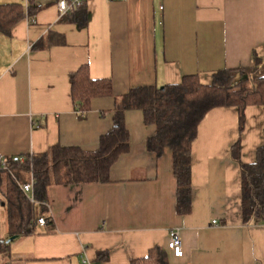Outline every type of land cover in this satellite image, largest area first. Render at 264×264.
<instances>
[{
  "label": "crops",
  "instance_id": "obj_1",
  "mask_svg": "<svg viewBox=\"0 0 264 264\" xmlns=\"http://www.w3.org/2000/svg\"><path fill=\"white\" fill-rule=\"evenodd\" d=\"M34 3L31 13L25 0H0L23 13L10 32L0 30V167L54 145L98 148L118 99L134 88L178 84L189 74L210 84L220 69L264 60V0H87L84 22L65 20L72 12L62 14L58 0ZM83 65L106 90L86 113L72 97V74ZM126 123L131 149L110 180L50 185L41 203L48 223L9 242L2 264H130L154 246L166 249L175 228L184 256L170 252V264H264V222L243 221L241 164L233 156L240 139L241 162L257 161L264 106L246 108L241 133L238 107L206 115L193 144L186 215L176 209L171 152L148 151L155 126L141 110L128 111ZM102 251L109 255L100 260Z\"/></svg>",
  "mask_w": 264,
  "mask_h": 264
},
{
  "label": "trees",
  "instance_id": "obj_2",
  "mask_svg": "<svg viewBox=\"0 0 264 264\" xmlns=\"http://www.w3.org/2000/svg\"><path fill=\"white\" fill-rule=\"evenodd\" d=\"M35 0H31L29 11L33 13ZM84 4L65 20L84 22ZM83 8V9H82ZM81 10L76 14V10ZM20 5H0V30L10 32L12 26L22 18ZM42 45L41 42L36 45ZM106 92L95 87L88 65H83L72 74V97L79 110L86 113L91 99ZM250 105L264 106V60L255 58L252 67L224 68L215 72L210 84L202 83L197 74L185 75L178 84L144 86L132 89L119 98L116 104L112 128L100 138L98 148L87 150L79 146L54 145L42 154H29L21 158L6 159L7 187L4 203L7 210V227L10 237L32 233L37 220L46 215L41 206L52 184H82L107 182L110 172L119 158L131 149L130 131L126 113L141 110L147 125L155 126V133L147 140L148 151L162 156L170 151L173 157V172L176 178V209L182 215L192 210V149L198 129L206 115L213 109L236 106L239 110V130L243 131L246 108ZM233 156L241 164L242 217L244 223L264 222V143L257 151V161L241 162L240 139L233 146ZM34 177L32 203L21 185ZM51 224V221L50 223ZM53 226L50 227V230ZM10 243L0 237V255L7 256ZM170 251L161 246L149 249L145 257L131 259L130 264H170ZM108 251L98 254V259L108 257Z\"/></svg>",
  "mask_w": 264,
  "mask_h": 264
},
{
  "label": "built area",
  "instance_id": "obj_3",
  "mask_svg": "<svg viewBox=\"0 0 264 264\" xmlns=\"http://www.w3.org/2000/svg\"><path fill=\"white\" fill-rule=\"evenodd\" d=\"M87 0H58L57 6L62 14H67L72 11H74L76 8L82 6ZM31 0H25V7L29 8ZM163 6H161V9ZM32 20L33 17H32ZM1 169L3 170H9V166L7 161L4 159V161L1 164ZM34 184L35 180L34 177H31V180L27 183H24L21 185V189L28 195L32 203H38L36 200V197L34 195ZM45 205H47L46 202H43ZM48 223V219L46 216L42 215L38 218L37 224L38 225H46ZM213 223H217L216 220L213 221ZM167 249L176 257H183L184 256V248H183V241L181 237V229L175 228L172 229L169 233V239L167 244Z\"/></svg>",
  "mask_w": 264,
  "mask_h": 264
},
{
  "label": "rangeland",
  "instance_id": "obj_4",
  "mask_svg": "<svg viewBox=\"0 0 264 264\" xmlns=\"http://www.w3.org/2000/svg\"><path fill=\"white\" fill-rule=\"evenodd\" d=\"M1 178H2V181L1 182ZM7 180H8V174L7 172H4L2 173V176L0 177V202H3L5 199V197L3 196L2 194V191L4 190V187H6V184H7ZM5 207L3 206H0V237L1 238H6V241L8 240V234H7V223H6V220L3 218V214L2 212L5 211V209H3ZM8 237V238H7ZM5 255H0V264H2L3 262L6 261L5 259Z\"/></svg>",
  "mask_w": 264,
  "mask_h": 264
},
{
  "label": "water",
  "instance_id": "obj_5",
  "mask_svg": "<svg viewBox=\"0 0 264 264\" xmlns=\"http://www.w3.org/2000/svg\"><path fill=\"white\" fill-rule=\"evenodd\" d=\"M17 237H18V235L11 236V237L7 240V242L9 243V242H11L12 240L16 239Z\"/></svg>",
  "mask_w": 264,
  "mask_h": 264
}]
</instances>
